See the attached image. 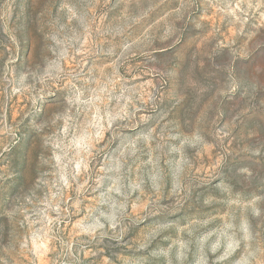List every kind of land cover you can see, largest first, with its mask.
Segmentation results:
<instances>
[{"label": "rangeland", "instance_id": "1", "mask_svg": "<svg viewBox=\"0 0 264 264\" xmlns=\"http://www.w3.org/2000/svg\"><path fill=\"white\" fill-rule=\"evenodd\" d=\"M0 264H264V0H0Z\"/></svg>", "mask_w": 264, "mask_h": 264}]
</instances>
